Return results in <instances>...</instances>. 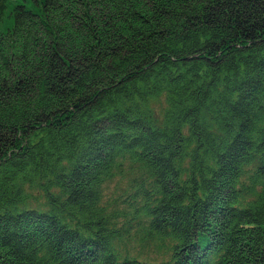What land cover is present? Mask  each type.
I'll return each instance as SVG.
<instances>
[{
    "label": "trees",
    "instance_id": "1",
    "mask_svg": "<svg viewBox=\"0 0 264 264\" xmlns=\"http://www.w3.org/2000/svg\"><path fill=\"white\" fill-rule=\"evenodd\" d=\"M8 3L0 264H264V0Z\"/></svg>",
    "mask_w": 264,
    "mask_h": 264
},
{
    "label": "rangeland",
    "instance_id": "2",
    "mask_svg": "<svg viewBox=\"0 0 264 264\" xmlns=\"http://www.w3.org/2000/svg\"><path fill=\"white\" fill-rule=\"evenodd\" d=\"M14 1H15V0H9V3H8V7H7V9L9 8V6L11 7V5L14 3ZM20 1L23 2V0H20ZM6 25H9V24H6ZM3 26L5 27V24L1 23V24H0V28H2Z\"/></svg>",
    "mask_w": 264,
    "mask_h": 264
}]
</instances>
